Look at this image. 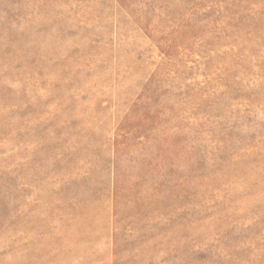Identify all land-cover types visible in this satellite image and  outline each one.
I'll return each instance as SVG.
<instances>
[{
  "label": "rangeland",
  "instance_id": "obj_1",
  "mask_svg": "<svg viewBox=\"0 0 264 264\" xmlns=\"http://www.w3.org/2000/svg\"><path fill=\"white\" fill-rule=\"evenodd\" d=\"M0 264H264V0H0Z\"/></svg>",
  "mask_w": 264,
  "mask_h": 264
}]
</instances>
